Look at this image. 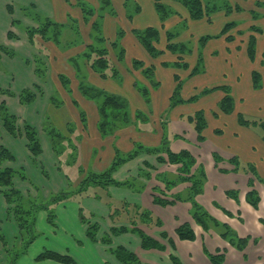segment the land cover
Masks as SVG:
<instances>
[{
	"label": "crops",
	"instance_id": "obj_1",
	"mask_svg": "<svg viewBox=\"0 0 264 264\" xmlns=\"http://www.w3.org/2000/svg\"><path fill=\"white\" fill-rule=\"evenodd\" d=\"M90 1L94 3L97 0ZM166 2L172 4L169 1ZM9 4L13 6L12 14L7 10V5ZM22 7L34 9L41 15L50 17L59 23H66L69 16H73L81 23H84L83 13L73 0L71 2L69 0H0V20L2 19L4 23V26L0 28V43L14 48L18 54H22L21 59H10L7 56H2V63H5L9 71L7 76L0 73V84H2L0 87L3 89L7 88L13 93L15 92L16 95L20 94L25 88L31 87L37 95L35 102L24 105L20 102L18 95L10 96L0 93V104L5 102L8 109L18 116L19 121L21 118V120L30 123L36 128L43 148L42 154L39 156L37 163H35L33 155L28 150L26 137L22 134L19 137H15L8 133L0 119V146H5L15 155L14 161H5L1 167L22 169L28 173L31 181L33 180L34 184L37 185H32L15 177V187L21 190L25 196L30 195L36 199L41 196L42 199L39 198V200H47L51 192L67 189L69 186L68 181L76 189L86 173L91 171L98 173L109 168L117 152L126 155L135 148V143L156 147L161 144L163 137L166 136L172 151L188 150L197 159L198 164L205 168L207 179L203 193L197 198L198 201L218 221L230 225L239 237L248 238L249 241L244 250H239L228 239L221 237V234L216 230L205 231L191 216V203L189 202L177 201L167 206L156 204L153 197V188H156L159 192L164 189V185L157 178L156 181L154 177L167 173L178 175L179 166L160 163L157 160L158 155L141 154L135 160H130L122 165L114 173V178L119 181L135 178L137 182H145L143 184H146V187L143 191L138 192L117 186H110L107 190L90 188V195L84 196L81 201L76 198V200L71 199L55 205L54 208L57 212L55 226L49 223L47 211L41 210L38 226L45 233L35 241L31 254L20 257L18 264H63L50 259L37 261L36 258L43 252V248L60 254H69L78 264H123L112 253V249L117 246H123L135 253L141 264H175L171 259V255L177 257L180 264H214L208 254H217L219 250L225 253L223 264H264V185L255 180L253 174L246 170V166L252 164L257 168L258 174L264 179V134H255L253 128L243 127L239 124L229 130L221 125L213 128L207 127L205 130V141L199 142L194 126L187 121L186 115L182 111L190 103L171 106V97L174 89L163 98L166 104L161 105L162 107L157 111V117L153 119L154 111L152 110V120H149L147 103L141 93L134 88V82L138 78L146 80L140 70H132L129 67L123 75L120 73L123 76V82L126 84L121 86L118 81L122 78L118 80L109 75L108 78L104 79L95 70L87 67L85 68L87 77L90 82L92 81L91 84H95L98 88L108 89L107 84L110 83L112 85L111 93L122 97H124V94H131L130 88H133L135 107L132 106V108L134 112L141 110L146 113L147 121L139 122L136 119V112L135 120L131 119V124L113 133L102 135L99 130V103L95 99L85 97L80 91L76 70L69 63L70 54L77 55L81 52L74 54L71 53L70 49L62 50L53 42H50L51 45L47 43L44 46L46 43L38 36L35 39V43L43 45L40 48L46 52L50 61L47 62L49 69L52 66L53 68L54 66L60 68L58 69V75L67 70L69 75L72 76L71 83L74 82L76 87V89L72 88L74 94H71L67 92L61 82L57 85L64 91V97H66L67 101V103L57 106V109L65 108L72 115L73 120L75 118L77 126L73 140L78 147V161L75 165H68V154L66 153L61 157L55 154L47 129L44 128L48 117V107L52 105L49 100L54 97L53 86L48 91V84L50 83L49 72L47 80L44 82V80L36 76L34 66L25 63L24 59L33 52V47L29 43L26 32L19 31L13 27V21L27 27L36 26V23L23 13ZM181 12L184 18L189 15L184 10ZM9 30H12L18 36V39L10 40L8 37ZM87 32L89 37L90 31L88 29ZM132 40L134 44L141 45L135 36ZM136 44L135 47L139 51L144 52L143 46H136ZM228 47H226L228 53H237L234 49L236 46ZM19 68L23 71L21 85L18 84L20 78ZM176 73L174 72V76ZM189 74H186V78L192 79L196 77H190ZM233 79L239 81V76L235 75ZM112 83H116V85ZM35 84L47 86L46 90L42 86V91L44 90L45 92L44 95L34 89ZM203 90L204 88L200 89L191 97L200 94ZM158 91H155L154 96L152 94L153 107L156 104L159 106L157 103ZM160 93L162 95V90L159 91V95ZM232 94L234 96L233 90ZM223 96L224 93L221 91H214L206 96L209 99L215 98L216 106L212 109V114L217 111L218 103ZM124 98L126 99V97ZM43 100H46V102H43ZM238 100H240V103L246 102L244 98H239ZM74 101L77 102L78 106L74 105ZM198 101L195 103H198ZM236 108L235 100V111ZM68 112L65 118H72ZM81 112H84L86 119L91 121V125L88 123L87 129L83 127ZM239 113L241 112H237V116ZM231 115H234V113ZM229 116L219 113V116L215 118L225 121ZM236 121L238 122L237 117ZM64 124L66 125L67 121ZM217 129L222 130V133L218 134L216 132ZM208 131L213 133L212 137H208ZM211 132H209V135ZM215 153L221 157V162H216ZM161 155L165 156L164 154ZM83 158L88 160L87 163L85 159L83 162ZM235 159L239 163L241 162L238 170L231 162ZM65 162L68 166L74 168V175H77V179H75L74 175H70L71 172L68 173L63 169ZM44 171H46L47 176ZM82 172L84 173L81 174ZM145 174H151L153 179L145 180L147 178L144 176ZM252 179L255 180V189H257L261 197L258 209L254 208L246 198L247 193L251 189L249 182ZM40 185L43 188V192L38 188ZM189 186L190 183L188 182L177 185L170 192H166V198L171 200L174 195L185 193ZM2 190L0 188V230L6 237L7 247L10 249L15 243L19 242V227L15 220L8 215L9 205L3 196ZM232 190L238 191L237 200L228 194ZM108 193L112 200L138 204L159 218L162 221V226L140 224L138 227L165 245L166 250L144 249L141 238L132 231L117 236L111 235V228L113 227L132 229L133 226L125 219L117 222L112 220L110 216L111 208L103 200L96 198L97 195L103 199ZM81 206L84 208V215L88 218V221L100 227L97 235L99 240L97 242L91 241L87 236V223H83L80 219ZM227 212L231 213V216ZM184 222L190 223L193 227L196 233L194 241L181 240L178 237L176 229ZM163 234H167V237H164ZM106 235L111 236V244H105L101 241ZM0 246V263L4 264L8 258L1 243Z\"/></svg>",
	"mask_w": 264,
	"mask_h": 264
},
{
	"label": "trees",
	"instance_id": "obj_2",
	"mask_svg": "<svg viewBox=\"0 0 264 264\" xmlns=\"http://www.w3.org/2000/svg\"><path fill=\"white\" fill-rule=\"evenodd\" d=\"M155 5V10L159 15L160 19L163 20L162 23L165 22L170 16L171 12L177 13L171 6H169L166 1L169 0H153ZM174 2H178L183 5L188 13L189 18L191 20L199 21L206 19L209 23L212 22V15L224 11L225 13L231 12L233 10H240V6L232 7L225 3V0H170ZM82 13L83 20L87 22L89 16L93 17V20L90 21L91 24V32L90 42L81 41L80 45L83 44L85 46V50L77 55L69 58V63L76 70V77L79 80V89L84 94L85 97L90 99H95L99 101L101 97L103 100L100 104L99 101V130L102 135H107L109 133H113L114 131L121 129L129 124H131V118L129 117V104L127 106L128 101L125 100L124 97L116 94H107L108 92L105 90H99L98 87L92 85L87 81L86 69L87 67L92 68L97 73L101 75L102 78L106 79L111 75L113 78L121 79V75L119 70L110 69V58L109 54L111 50L115 53L117 49V60L120 62L125 55V48L121 46L118 42V37L123 34L122 32H117V38L114 40L106 39L102 36L101 33L103 31V17L105 14L113 15L110 11L105 12L107 6L111 5V0H100L99 9H91L87 7L84 3L79 2L77 4ZM9 12L13 11L12 6H8ZM23 12L30 16L37 24L38 28L31 29L27 28V33L29 36L30 42L33 44L34 39L37 35H40L44 40H50L54 42L60 49L65 50L72 47H75L78 39L73 42L69 41L67 43L63 42L62 35L66 30H72L76 35H78V27L77 22H80L73 16L68 17V21L66 23H59L50 17H46L41 15L39 12L30 8H22ZM139 8H137V11ZM242 11V9H241ZM94 16L96 17L94 19ZM255 18V15H253ZM255 20V19H254ZM241 27L240 23L235 21L228 22L224 25L219 35L216 36H204L199 41L202 45H205L211 39H217L220 37H225L227 42H232L236 40L239 35H243L245 31L239 30ZM235 34L232 32L235 31ZM252 33L250 34L247 43H246V53L251 62H255L257 58V36L255 32H260L261 30L255 26L253 23L250 28H248ZM254 32V33H253ZM134 35L137 41L146 49V51L155 56L157 54H161L165 52L164 50H160L157 46V43L160 39V29L155 26H148L143 31L134 30ZM9 37H13V33H8ZM167 44L166 50H177L182 54L189 52L187 46L185 44H179L168 42L171 37H174V34L170 31L166 32ZM240 49V46H237ZM2 53L9 56H16V52L7 49L5 46L0 44V63L2 59ZM83 60V63L81 62ZM203 58L199 57L197 60V65L191 69L189 76L194 77L195 75L203 72L200 69V63ZM36 73L41 78H45L47 75V65L45 62L37 58L36 59ZM178 66H183L188 68V63H184V61H176ZM84 64V69H82V65ZM166 66L167 64L164 63ZM144 64L142 60L133 59L132 61V70H140L144 77L150 79L151 86H157L159 82L155 81L154 69L153 67L143 68ZM110 69L112 73H109L107 69ZM143 68V69H141ZM252 78V88L260 89L263 85V77L262 74L254 70L251 74ZM59 81L62 86L67 90L68 93H72L71 89V79H69L65 74H59ZM175 80L177 81V85L175 87L174 93L171 97V106H176L179 104L185 103H195L197 102L201 96L208 95L214 91L221 90L224 93V96L221 98L218 103L217 111L213 112L214 117H218L219 113H223L225 115H231L235 111V99L232 94V87L230 85H220L212 88L204 89L200 94L190 97L189 99H183L179 97L176 98L177 95L180 94L179 90L183 87L181 83L180 76L178 74L175 75ZM87 81V83H86ZM134 86H137V90L141 93L146 103L150 101L149 90L147 88H141L138 85V82H134ZM36 89V88H35ZM38 90V89H37ZM0 93L10 96H16L11 90L3 91V88L0 87ZM42 95V93H40ZM19 100L22 104L28 105L35 102L37 95L32 89H24L19 95ZM176 99V101H175ZM50 102L56 104V106L62 105V102L57 103L56 99L51 98ZM75 106H78L77 102H73ZM86 115L84 112H81V121L84 129H87L86 123ZM0 119L3 122L5 129L13 136H17L19 134L18 127V117L11 113L8 109L5 102L0 104ZM136 119L140 122L147 121L145 115L141 112L136 113ZM187 121L194 126L195 131L198 135L199 142L205 141V130L208 127V121L206 117V112L204 109H199L195 111V113L186 116ZM238 124L243 127L254 128L260 127L264 131V120H248L245 118L243 113H239L237 116ZM24 135L27 138V146L31 151L33 156L39 157L43 148L41 145V141L39 139L36 128L28 122L24 124ZM67 130H61L58 128H52L48 131L49 137L52 141V147L55 154L58 157L66 154L68 149L71 152L67 155V164L75 165L78 161V147L73 140V135L75 133V125L73 123L68 122L65 126ZM216 132L218 134L222 133V130L217 129ZM1 136V132H0ZM148 153L153 155H158L157 160L160 163H168L171 165H178L179 173L178 175H172L171 173L160 174L157 175V179L165 185L167 191H171L177 185L181 183H190L188 190L185 193H181L179 195H174L171 200L166 198V193L163 191L158 192L157 189H153V197L154 202L161 206L172 205L177 201L189 202L191 203V216L195 220V222L201 226L205 231H209L210 229H214L221 234V237L224 239H228L232 245H234L239 250H244L249 241L248 238L239 237L230 225L221 223L215 217H213L207 210L198 202L197 198L199 195L203 193L204 185L207 179L205 168L202 165H199L197 159L188 151L181 150L179 152H174L171 150L170 142L167 137H163V140L159 146L151 147L146 146L142 143H135V148L128 154H123L120 152L116 153V156L110 165L109 168L102 172H89L86 173L84 179L80 182L79 186L76 189L72 190H64L57 193H52L47 201L41 202L36 201L34 198L26 197L24 194L17 188H15L13 181L15 177H20L23 179H28L27 173L22 169H12V168H4L1 167L3 162L9 160L14 161L15 155L5 146H0V187H6L2 190L3 196L6 202L9 204L8 207V215L12 217L20 230L21 243L19 247H13L12 249H8L5 247V250L9 256V260L7 264H17L20 257L24 256L27 253L28 248L31 244L36 240L37 231L36 229V216L39 210H45L48 213V221L51 225L55 226V205L58 203L75 199L76 198L81 201V199L89 194L90 188H99L101 190H107L110 186H117L122 188H129L135 191H143L146 187L145 184H138L135 178L119 181L114 178V173L125 163L130 160L137 158L139 155ZM164 154L165 156H162ZM214 158L217 163L221 162L222 159L218 154H214ZM236 169L240 168V163L238 160L231 161ZM246 170L251 172L255 177V180L264 184V179L258 174L257 168L248 164L246 166ZM82 172L81 174H83ZM149 174H145L147 177ZM255 180L252 179L249 182L251 189L247 193V201L256 209L259 208V204L261 202V197L257 189H255ZM139 186V187H138ZM159 193V194H157ZM228 194L232 196L234 199H238V191L232 190L229 191ZM78 196V197H77ZM96 198L103 200L110 208H111V218L114 222L118 220H126L130 223L133 228L129 229L127 227H113L111 228V235H120L123 233H127L128 231H132L137 234L142 240V247L144 249H158L161 251L166 250V246L163 245L158 240L154 239L143 230H141L138 226L140 224H145L148 226H162V221L155 217L151 211L144 209L142 206L134 203H129L126 201L117 202L112 200V197L108 194L102 199L100 196L96 195ZM230 216L231 213L227 212ZM84 208L80 207V219L83 223L88 222V218L84 215ZM100 227L97 224H89L87 229V236L93 242H97L99 239L97 238L98 231ZM176 233L181 240H190L194 241L196 239V233L191 226L190 223L184 222L181 223L177 229ZM164 237H167V234H163ZM0 240L6 246L7 241L5 240L4 235L0 232ZM101 241L105 244H111L112 238L110 235L104 236ZM171 241V240H170ZM172 243V242H171ZM112 253L115 257L122 262L123 264H141L138 256L132 251L128 250L123 246H117L112 249ZM210 260L214 264H223L225 259V253L220 251L217 254H208ZM55 260L57 262L63 264H78L76 260L71 257L69 254H60L51 250L45 249L42 253H40L36 260L44 261V260ZM171 259L175 264H180V261L174 255H171Z\"/></svg>",
	"mask_w": 264,
	"mask_h": 264
},
{
	"label": "rangeland",
	"instance_id": "obj_3",
	"mask_svg": "<svg viewBox=\"0 0 264 264\" xmlns=\"http://www.w3.org/2000/svg\"><path fill=\"white\" fill-rule=\"evenodd\" d=\"M73 1L76 4H79V2H82L87 7L91 8V9H95V10H98L99 5H100V0H97L94 3H92L90 0H73ZM69 2H71V0H69ZM169 2H171L172 4H169L167 2L166 3L169 6H171V8H173L177 13L171 12L170 16L167 19H165L164 23H162L163 20L160 19L159 15L157 14V12L155 10V5H154L153 0H111V5L107 6L105 12L110 11V13H113V15L105 14L103 19H102L103 20V31H104V33H101V34L104 38L109 39V40H114L115 38H117V32L118 31L123 33L118 37L117 40H118L119 44L125 48L124 58L119 62L116 58L117 57L116 53H117L118 48L116 49L115 53L111 50V52L109 54L110 64H111L110 69L119 70V72L123 75L126 69H128L129 67L132 69L133 59L142 60L143 64H144L143 68L153 67V69H154L153 78L155 81L159 82V84L157 86L152 87L150 79H148L147 77H144L146 80L140 79V78L137 79L139 87L147 88L149 90L150 101L147 102L148 119L152 120V118H151V115H153V114H151L152 110L154 111L153 119H155L157 117V113H158L157 111L159 110V108L162 107L161 105L166 104V102L163 101V98L170 91L172 92L173 89L175 90L174 85L176 87L177 81L175 80L174 72H177L176 74H178L180 76V79L182 81L181 83L183 84V87L181 88V90H179L180 94L176 96L177 99L179 97H181L183 99L191 97V95L196 94L202 88L208 89V88H212V87L222 85V84L223 85L229 84L233 88L232 90L234 92V97H235L236 104H237V108H236V111H234V115H230L227 119H225V121H223L221 119L217 120L212 114V109L216 106L215 98L212 97L209 99L208 97H206L207 95H203V96H201V99H199L198 103H190V104L186 105V107L182 110L186 116L195 113V111L197 109H204L206 112V117H207V121H208V128H213V127L223 125V128H226L228 130L231 129L232 127L237 126V124H238V122L236 121L237 112L243 113L245 118H247L248 120H251V121L252 120H257V121L264 120V0H225V3L227 5H230L232 7L240 6L241 7L240 10H238V11L233 10V11L227 12V13H225L224 11L217 12L211 16L212 22H210V23L206 19L199 20V21L191 20L189 18V15L186 18H184L181 11L184 10L188 13L187 9L178 2H174V1H170V0H169ZM9 5L12 6L11 4H9ZM9 5H7V10H8ZM26 7H28V6H26ZM22 8H25V7H22ZM137 8H139L138 11H137ZM241 9H242V11H241ZM8 12H9V10H8ZM9 13L12 14V12H9ZM253 15H255V18L253 17ZM107 16H111V17H107ZM28 18L30 20H32L34 23H36L30 16H28ZM95 18L96 17L94 16V19ZM89 19L90 20H88L87 22H84V23L77 22V27H78V32H79L78 35H76L72 30H66L63 33L62 40L65 43H67L69 41L75 42L78 39V42L75 44L76 46L69 48L71 50V53L75 54L76 52L78 53V52H82L85 50V47H83L84 45L83 44L80 45L81 41H84V42H90L91 41L90 33H89V37H88L87 29L91 32V24H89V23H90V21L93 20V17L89 16ZM67 21H68V19H67ZM232 21L240 23L241 27H239V30L245 31V33L243 35H239L236 38V40H234L232 42H227L225 37H220L217 39H211L205 45L201 44V42L199 40L202 37L219 35L222 28L224 27V25L226 23L232 22ZM253 23L255 24V26L257 28H259L261 30L260 32H255V34L257 36V46H256L257 58H256L255 62H251L248 59L247 53H246V43H247V40H248L250 34L252 33V30L250 31L248 28H250V24L252 25ZM13 24L12 25L15 29H17L19 31H25L27 35H28L27 28H31V29L32 28L33 29L38 28L37 23H36V26H33V27L32 26L27 27V26H24L23 24H20L18 22L16 23L14 21H13ZM150 25L157 26V28L160 29V39H159V42L157 43V46L160 50L165 51V52H162L161 54L159 53L155 56L150 55L144 47H142L141 45H137L135 43L136 46H140L144 50V52L139 51L137 49V47H135L134 41L132 40V38H134V36H135L134 30L143 31L147 28V26H150ZM3 26H4V23L2 22V19H1L0 20V28H2ZM88 26H89V28H88ZM236 30L237 29H235V31L233 30L232 32L235 34ZM167 31H170L171 33L174 34V37H171V39L168 40L169 43L170 42L178 43V45L179 44H185L187 46L189 52L182 54L180 51H177V50H172V51L169 49L166 50V44H167L166 32ZM9 32L13 33L12 38L8 36L10 40L18 39V36L12 30H9ZM38 36L40 37V35H37L36 37H38ZM36 37H35V39H36ZM35 39H34V43L32 44L30 42L29 36H28L29 43L32 44V47H33V50H32L33 52L28 57H25L24 61L26 64H32L35 68V73H36V65H35V64H37L36 59L37 58L42 59L45 62V64L47 65V69H48L47 75L45 78H41L36 73V76L39 79L44 80V82H46L48 72H49V76H50L49 82L50 83L48 84V91H50V88L52 89V86H53V88H54L53 96L56 99V102L57 103H59V102H62V103L66 102L67 103L66 97H64V95H65L64 91L62 89H60V87L57 86L60 83V81L58 79V76H59L58 75V69H60V68L55 67V66L53 68V66H52L49 69L47 62H50V61L48 60L46 52H44L43 49L40 48V47H43V45L42 44L37 45L35 43ZM42 40L44 41V43H46V44H44V46L47 45V43L50 44V42H52L50 40L49 41L44 40L43 38H42ZM39 41H41V40H39ZM0 44L5 46L2 43H0ZM81 46H82V48H80ZM227 46H229L228 48H232V47L236 46V48H234V49L236 50L237 53H231V54L228 53L227 48H226ZM237 46H240V49L237 48ZM5 47L11 51L16 52L14 48H11L7 45ZM16 54L17 55L13 57V56H9V55L2 53V56H7L10 59H14V58L15 59H21L22 54H18L17 52H16ZM70 56L73 57L75 55L70 54ZM199 57L203 58L202 62L199 64L200 69L203 72L195 75L196 77H194L192 79L186 78L187 77L186 74L187 73L189 74L191 69H193L197 65V60ZM176 61H178V62L184 61V63H188V68H185L183 66H178ZM81 62L83 63V60H81ZM164 63H166L167 65L165 66ZM81 67H82V69H84L85 68L84 64ZM143 68H141V69H143ZM110 69L108 68L107 70L109 73H112V71ZM204 70H205V73H204ZM254 70L259 71L263 77V81H262L263 85L260 89H257V90L253 89L251 86V82H252L251 73ZM8 71L9 70L7 69L5 63H2V60H1L0 73L7 76ZM18 71H19V75H20L18 84L21 85L20 83H21V77L23 75V71L20 68L18 69ZM223 72L225 73L224 75H223ZM62 73L65 74L72 81V76L69 75V72L67 70L62 72ZM235 75L239 76V81L233 79V77H235ZM121 78L122 79L120 81H118L119 85H121V86L126 85L125 82H123V76H121ZM87 81L89 83H92V81L90 82L89 78H87ZM87 81H86V83H87ZM112 84L116 85V83H112ZM0 85H2V84H0ZM35 85L36 86H34V89L36 88L35 90L38 93H42V95H44L45 92H44V90L42 91V86L44 87L45 90H46L47 86H45V85L40 86L37 84H35ZM70 86H71V89L73 87L76 89L74 82H72ZM94 86H95V84H94ZM111 87H112V85L110 83H108L107 84L108 89H105L108 91L107 94H111V91H112ZM101 88H99V90H103ZM134 88L137 89V86H134ZM25 89H31V87H27ZM6 90H9V89H7V88L3 89V91H6ZM156 90H159V91L162 90V95H161V93L159 95V91H158L157 103L159 106H157V104H156L153 107L152 94L154 96ZM130 91H131V94L127 93V94H124L123 96L126 97L125 100L128 101L127 106L129 104V109H128L129 117L134 121L135 120V113L137 112V110L134 112V110L132 108V106L135 107L134 106L135 96H134L133 88H130ZM219 91H221V90H219ZM5 94L7 95V93H5ZM71 94H74L73 90H72ZM161 98H162V102H161ZM239 98H244L246 100V102L240 103V100H238ZM102 100H103V97H101V99H99L100 104H101ZM99 101H98V103H99ZM175 101H176V99H175ZM43 102H46V100L45 101L43 100ZM67 112L68 111L65 108L57 109L56 104L49 106L48 107V117L46 119V124L44 125V128L47 129V132L49 130H51L52 128H58V129L65 131L66 130L65 129L66 125L64 124L65 121H67V123L68 122L73 123L75 125V130L77 131L75 118L73 120V117L69 112L68 113L71 115L72 118H69V117L65 118V115ZM138 112H141L146 116L145 111L139 110ZM25 122L26 121L21 120V118L19 121V118H18L17 124H18V127L20 128L19 129L20 132L15 137H19L20 134L25 136L24 135V126H25L24 124H25ZM86 123H87V125H88V123L91 125V121H89L88 119L86 120ZM253 130H254L255 134H258V135L264 134V131L260 127H254ZM209 132H211V131H208V137H212L211 135L213 133L211 132V134L209 135ZM255 140H256V138H255ZM70 152H71V150L68 149L67 154H69ZM30 153H31V151H30ZM144 154H148V153H144ZM144 154H142V155H144ZM150 155H153V154H150ZM38 159H39V157L35 158L33 156V161L35 163H37ZM84 159H85V162L87 163L88 160L86 158H83V162H84ZM133 160H135V159H133ZM133 160H131V161H133ZM7 161H9V160H7ZM63 169L65 171H67L68 173L71 172L70 173L71 176L75 174L74 168H71L70 166H68L66 164V162L63 165ZM44 172H45V175L47 176L46 171H44ZM50 172H51V170H50ZM27 176H28V179H23L20 177H16V178H19L22 181L29 182L32 185L37 186L36 184H34L33 180L31 181L28 173H27ZM52 176H53V174H52ZM74 177H75V179H77V175H74ZM151 178H152V175L149 174L147 176V178H145V180L148 179L147 181H149ZM156 178H157V175H156V177H154V179L156 180ZM68 183H69L68 188L60 190V191H64V190L66 191V190L74 189L72 183L70 181H68ZM143 183H145V182L139 181L138 184L142 185ZM13 184H14V181H13ZM261 184H263V183H261ZM0 188L5 189L6 187H0ZM38 188H40L41 192H43V190H42L43 188L41 185L38 186ZM60 191H58V192H60ZM161 191H163L164 193L169 192L166 190L165 185H164V189ZM52 193H57V192L53 191L50 193V195ZM26 197L31 198L30 195L26 196ZM32 198L36 199L35 197H32ZM39 198L42 199L41 196L37 197V199H36L37 202L38 201L44 202V201L48 200V199L47 200H39ZM200 204L207 210L208 213H210L209 210L202 203H200ZM40 212H41V210L38 211L37 216H36V229H35L37 231L36 240L39 239L45 233V231L40 229L38 226V218H39ZM56 213L57 212L55 211V214ZM86 223H87V227H89V224H91L89 221ZM0 232H1V230H0ZM18 239H19V242L15 243V245L12 246V248L13 247H19V244L21 243L20 230H19ZM5 240H6V237H5ZM35 241L28 248L25 256H29L31 254V249H32L33 245L36 243ZM0 243L2 244V247H4V251L6 252L5 247L8 248L7 247L8 243L6 244V246L3 244V242L1 240H0ZM0 248H1V246H0ZM12 248H10V249H12ZM44 249L45 248H43V251H44ZM6 254H7V252H6ZM7 258L9 260L8 254H7ZM8 260L4 264H7ZM0 264H2V263H0ZM17 264H18V262H17Z\"/></svg>",
	"mask_w": 264,
	"mask_h": 264
}]
</instances>
